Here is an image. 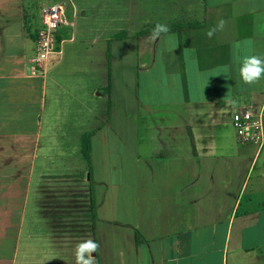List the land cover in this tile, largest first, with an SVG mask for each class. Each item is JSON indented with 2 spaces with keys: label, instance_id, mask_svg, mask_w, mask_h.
<instances>
[{
  "label": "crops",
  "instance_id": "0c3cea01",
  "mask_svg": "<svg viewBox=\"0 0 264 264\" xmlns=\"http://www.w3.org/2000/svg\"><path fill=\"white\" fill-rule=\"evenodd\" d=\"M162 1L169 28L201 25L139 36L157 22L123 0L96 57L65 31L42 76L23 2L0 0V264H75L88 238L95 264H264V146L233 127L264 126V78L233 63L264 56V0Z\"/></svg>",
  "mask_w": 264,
  "mask_h": 264
},
{
  "label": "rangeland",
  "instance_id": "374dc122",
  "mask_svg": "<svg viewBox=\"0 0 264 264\" xmlns=\"http://www.w3.org/2000/svg\"><path fill=\"white\" fill-rule=\"evenodd\" d=\"M21 1L23 2L25 11H27L26 15L29 16L30 20L32 21L31 23L32 31L37 32V30L40 27L39 10L42 0H21ZM44 1H49V0H43V2ZM51 1H55V0H51ZM64 1H68L71 4L69 5L70 8L68 11V16L70 17V19H73L75 15L76 17L75 26L74 28L71 29L63 27L62 29H60L59 34L60 36H62L65 31H69V33L67 34H71V33L75 34L77 38V42L80 43L79 44L80 47L85 52L81 54L82 58H86V56L89 53V56L86 59L88 61L89 59H91L92 52L94 51V55L96 57V53L102 47L100 42L96 44V40H97L96 33L100 32V34H103L104 37H110V35L114 34L115 32L114 26H116L117 24L115 23L108 24L107 22L108 16L112 18V16H115V14H107L108 12L106 8L114 7V6H120L119 8H121V6L123 5V0H64ZM170 5H171L170 1L166 2L160 0L156 3L155 0H146L145 3L146 15L148 14V10H149L148 16L154 20L153 21L154 23L157 22L160 24H166L168 19L162 18L161 16L163 14H160L159 11H161L162 8L165 7L167 8ZM151 6L155 8H153V10H150ZM169 8H171V6L168 7L167 9ZM99 61H100V56H99ZM52 64L53 62L50 61L47 76L52 70ZM63 66H65L64 70L68 71L70 67L74 65L68 63L66 60V63H64L62 67ZM238 145L240 144L238 143ZM86 177L87 179L89 178V173H87ZM88 186H89V181H88Z\"/></svg>",
  "mask_w": 264,
  "mask_h": 264
},
{
  "label": "built area",
  "instance_id": "2783aa9c",
  "mask_svg": "<svg viewBox=\"0 0 264 264\" xmlns=\"http://www.w3.org/2000/svg\"><path fill=\"white\" fill-rule=\"evenodd\" d=\"M70 2L64 0L42 1L39 10L40 27L35 37V56L32 63L42 76H47L50 56L56 53L57 37L60 29L74 28L73 19L68 16ZM74 13V12H73ZM233 127L240 145L264 146V126L261 115L251 109H237L233 114Z\"/></svg>",
  "mask_w": 264,
  "mask_h": 264
},
{
  "label": "clouds",
  "instance_id": "9594fccd",
  "mask_svg": "<svg viewBox=\"0 0 264 264\" xmlns=\"http://www.w3.org/2000/svg\"><path fill=\"white\" fill-rule=\"evenodd\" d=\"M226 21L220 19L216 26L207 30L206 35L209 39L213 38L217 32L223 31L226 27ZM170 29L166 24L157 23L152 30V39H158L163 34L169 33ZM239 45L235 49H239ZM233 63L239 65V76L244 84L254 85L264 78V56L261 55H241L237 50L233 52ZM229 68L225 66L223 72L227 73ZM235 106V101H229ZM99 245L91 238L78 243L74 249L75 264H95V253Z\"/></svg>",
  "mask_w": 264,
  "mask_h": 264
},
{
  "label": "trees",
  "instance_id": "16d2710c",
  "mask_svg": "<svg viewBox=\"0 0 264 264\" xmlns=\"http://www.w3.org/2000/svg\"><path fill=\"white\" fill-rule=\"evenodd\" d=\"M200 25L201 24H199V23H195V24H191V25H189V24H187V25H178V26H172L169 29L171 31V30H177V29H182V28L198 27ZM152 30H153V28L146 29L145 31H142L138 35L139 36H141V35H151L152 34ZM35 37H36V35H35ZM58 39H59V37H57V41H58ZM108 57H109V53H108ZM82 153H83L84 158L88 161L89 166H90V142H89V137H85L84 140H83V143H82ZM92 216H93V221L95 223L96 214H95V205H94L93 200H92ZM137 241L138 242L141 241V237H140L139 234L137 235Z\"/></svg>",
  "mask_w": 264,
  "mask_h": 264
}]
</instances>
